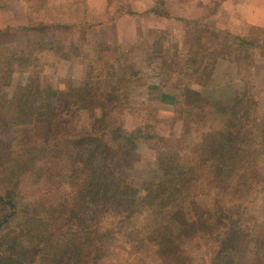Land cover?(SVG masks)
Instances as JSON below:
<instances>
[{"label": "trees", "instance_id": "obj_1", "mask_svg": "<svg viewBox=\"0 0 264 264\" xmlns=\"http://www.w3.org/2000/svg\"><path fill=\"white\" fill-rule=\"evenodd\" d=\"M24 1L25 6L34 11L33 19L38 17L36 12L43 4L48 3L47 0ZM92 19H89L91 29L94 27ZM48 26L30 24L31 28H26L38 31ZM75 26L76 23L57 22V28H62L65 33ZM184 26L183 44L175 41L178 40L175 38L177 35L164 31L160 32L162 43L156 41L152 47L163 44L160 52L171 55L184 48V54L174 58L177 62L175 68H193L198 76L214 78L212 84L202 88L197 102L180 98L178 91L158 92L165 108L184 118V135L191 134L194 127L193 139L188 140L193 143L181 148L180 139L160 137L154 144L157 148L158 179L145 183V189L134 188L131 177L120 171L121 161L128 158L127 147L135 137L114 115L115 109L125 101L119 88L93 86L90 76L95 64L90 60L85 63L92 52L91 47L89 54L82 57V62H77L76 56L80 58L87 51L71 52L56 36L47 42L50 43L48 49L58 60H70L75 63V68L79 63L87 66L88 78L74 81L62 90L55 88L53 83L42 88L38 74L28 67L29 62L22 65L15 60L19 58L17 52L9 51L8 47L1 48L7 49L0 61L8 53L11 58L6 74L3 62L0 63V106H6V109L14 106L20 113L17 119L25 122L17 127L19 133L11 132L9 126H1L0 136L26 141L22 133L29 131L27 142L30 146L27 157L22 160L24 162L17 161L12 170L4 171L0 163V176L5 183L0 189V264H101L99 262L108 254L115 253L117 248L124 252L137 248L135 258L151 252L152 258L143 264H190L188 245L207 238L212 240L207 264H252L249 261L251 249L257 254L264 252V222L250 211L254 199L245 193L241 181L231 178L238 172V161L254 162L255 150H261L259 146L252 151L244 147L254 131L247 122L250 115L248 92L233 82L235 75L229 65H224L226 60L219 53L225 31L211 22L205 23L203 19L185 20ZM194 27L197 31L191 33ZM248 32L237 35L245 47L252 46ZM259 40L257 37L255 41ZM170 41H175V44H168ZM99 44L104 46H97L95 51L99 64L107 59V54L115 60H123L125 52L121 45ZM138 45L134 44L132 49ZM127 59L122 62L126 63ZM16 64L18 67L14 66ZM163 65H166L165 61ZM15 69L27 75V84L12 98L2 100L1 91L9 83L1 81L4 76L12 77ZM228 73L233 75L228 77ZM28 91H33L37 97L36 108L25 107V102L31 101V94H26ZM60 93L67 119L60 122L49 120L47 137L35 141L29 121L22 116L28 119L43 109L50 110L60 99ZM219 94L221 98L216 97ZM85 113L93 117V123L79 126ZM13 121L16 128L18 123L16 119ZM63 124L70 125L71 129L65 140L60 142L57 136L62 135ZM20 142L17 145L13 143L14 153ZM258 145L264 147V130ZM45 153L48 162L42 160L47 164L42 169L50 177L55 173L60 175L61 181L34 182L32 189L26 186L28 181L19 183L16 176L29 172V168H36ZM59 156H69V163L65 160L55 163L54 158ZM12 162L15 166V159ZM207 190H214L215 207L205 206L199 200V195ZM228 191L234 192L236 198L246 195L241 202L233 203L240 207L233 214H224L221 210ZM260 197L264 198V186L255 196ZM147 214L159 220L169 217L177 225L167 223L165 230L142 232L134 220Z\"/></svg>", "mask_w": 264, "mask_h": 264}, {"label": "rangeland", "instance_id": "obj_2", "mask_svg": "<svg viewBox=\"0 0 264 264\" xmlns=\"http://www.w3.org/2000/svg\"><path fill=\"white\" fill-rule=\"evenodd\" d=\"M47 1L48 3L45 2L42 8H40V11L38 13L36 12L38 17L33 19L31 17L34 16L32 14L34 11L32 12L28 5L25 6L26 2L24 0H0V57H2L7 49L1 48L8 47L9 51L18 53L19 58H15L17 62L22 65H26L29 62L28 67L34 70V74H38L37 78L42 88H48L49 84L53 83L55 88L62 90L64 87L70 86V84L72 85L74 81H82V79H86V76L88 78L87 66L86 64L82 65L79 63L78 67L75 68V63H72L70 60H58L50 52V49H48L50 43L47 42L52 41L56 36L59 42L66 44V49H71V52H77L79 50L87 51L80 58L76 56L77 62H82V57L89 54L88 51H90L91 47L92 52L90 51L88 60L85 63H88L90 60V62L93 61L95 64V70L90 76L93 86L97 84L103 88L110 86L119 88V93L125 101L115 109L114 115L117 121L119 120L121 125H123V128L135 137L134 141L130 142L127 147L128 158L125 161L124 159L121 161L122 166L120 171L131 177V183L134 188L145 189V183L158 179L155 163L157 159V148L154 144L160 137L180 139V144H183L179 146L181 148L193 143L188 140L193 139L191 135L194 133V127L192 128L191 134L184 135V118L178 116L176 112L165 108V102L160 99V94L166 90L171 92L178 91L180 98L197 102L200 93L203 92L202 88L212 84L211 80L214 77L209 75H204L203 77L198 76V74L196 75L197 70L193 68L184 70L175 68L177 62H175L174 58L184 54L185 50L183 45L181 46L183 48V50H180L181 52L179 51L177 53L175 51L172 55L167 54L165 51L160 52L159 48L163 44L161 46L158 44V47H152L153 45L151 44H154L156 41H161V34L156 30L151 31L155 29L153 26L141 30V34H138V36L127 34L132 33L133 30L137 31L142 29L141 27L136 29L135 23L132 21L122 22L116 31L111 27H106L105 29L102 26L94 30L91 29L89 25L90 18L88 19L89 10L93 15L92 20H102L108 14L107 10L109 13L114 12L115 15H118V12H123L127 6L126 0H113L110 1V5L107 3V0ZM221 1L223 0H203V2H206V9L204 10L205 19L203 21L205 23L211 22L215 27L218 26L225 31L221 37L219 53L226 60L224 65H229L228 67L235 75L233 82L242 85L248 92L247 104L250 106V115L247 122L254 131L252 133L253 137L247 141L244 147L249 151L254 150L258 146V148H261V150H255L256 156L253 158L254 162L246 164V162L238 161V172L233 173L231 178L233 181L242 182L245 187V193L249 194L250 199H254L255 204H251L250 211L256 215L259 221L264 222V198H255L260 187L262 188L264 186V147L263 145H258L261 143L264 130V13L261 10L264 7V0H253L254 3L252 2L251 4L248 3L249 0H225L222 8L220 5ZM111 5L116 10H109ZM251 7L256 9V26L248 28L244 20H246L247 10ZM144 20L147 24H153L155 27L166 25L163 22V25L157 24V20L151 17H146ZM62 21L65 23H76V26L70 32L65 33L62 31V28H57V22ZM30 24H49L50 26L44 30L37 31L27 29L26 27H30ZM181 25L175 28L180 31L175 37L178 39L175 41L179 44L184 43L182 38L185 23ZM196 28L194 27L191 33L196 32ZM118 29L122 32L125 31V36L119 35ZM246 30H249L248 40L252 42V46H242L240 39H237V35L244 34ZM257 37L260 39L258 42L255 41ZM175 41L173 43L171 41L167 43L173 45ZM105 42H109L115 47L121 45L122 51L125 52L123 60L126 57L129 58L127 62L123 63V60H115L107 54V59L99 64L95 51L97 46L104 48L103 45H97L98 43ZM136 43L139 44L138 47L132 49ZM10 55L8 53L3 61H0V63L3 62L5 74L7 73L8 61L11 58ZM54 60L60 62H53ZM164 61L166 62L165 66L163 65ZM14 66L18 67V64ZM233 73H228V77H231ZM26 76V74L17 69H15L12 77L4 76L1 82L7 81L9 85H5V90L3 92L1 91V99H10L22 87H25L27 84ZM101 87L100 90H102ZM154 91L158 94V97L157 94H151ZM26 94H31V101L25 102V107L36 108L35 106L37 104L35 101L37 97L35 93L28 91ZM216 97L221 98L222 96L219 94ZM59 98V100L54 102L50 110L43 109L39 113H35L31 118L28 117V119L22 116L29 121L30 127L32 128L30 133L35 141L39 142L43 136L45 138L47 137L46 130L49 120L60 122L67 119L66 108L61 93ZM114 103L116 101H113ZM18 114L20 113H18L14 106H10L8 109H6V106H0V127L9 126L11 132L19 133L17 127L21 126L25 121L17 119ZM82 118L83 120L80 121L79 126H86L93 123V117L89 116L88 113H85ZM15 119L18 123H16V128L12 124ZM63 126L62 135L57 136L60 142L65 140L66 135L71 129L70 125L63 124ZM65 131L67 133L63 134ZM22 134L23 139H26V141H13L11 138L8 139V137L0 136V163L4 171L12 170L17 166V161L24 162L22 160L28 155L30 142H27V139L30 137V134L29 131L28 133ZM19 142L20 144L14 153L13 148ZM52 142L56 141L52 140ZM12 156L14 157L12 158ZM68 157L63 158L59 156L58 159L54 158V161L57 163L65 160L66 163H69L70 157ZM13 159L16 162L15 166L12 162ZM40 159V161L38 160L39 164L36 168H29V172L21 173L15 179H20L19 183L24 184L28 181L26 186L28 185L30 189H32L34 182H60V175L55 173L50 177L47 171L42 169V167L47 165L42 160L48 162L47 153ZM3 182L4 180L0 176V189L5 184ZM246 190H250L251 192H246ZM213 191L207 190L205 191L206 193L199 195V200L205 206L212 205L215 207ZM245 196L236 198L234 192L231 193L228 191L226 193V201L223 200L221 203V210L225 212L224 214H233V212L240 208L233 203L241 202ZM157 218L154 215L147 214L138 218L140 219L139 221L138 219L134 221L138 223L142 232H147L151 229L165 230L167 223L176 224L169 217H166L165 220H159ZM211 241L209 238L198 239L188 245V260L190 264L208 263ZM136 249L124 252L117 248L115 253L108 254L99 263L143 264L145 260L152 258L151 252H144L143 256L140 255V257L146 259L141 260L142 258H135ZM255 255L256 257H254ZM133 258L136 260H133ZM249 261L252 264H264V252L257 254L256 251L251 249Z\"/></svg>", "mask_w": 264, "mask_h": 264}, {"label": "crops", "instance_id": "obj_3", "mask_svg": "<svg viewBox=\"0 0 264 264\" xmlns=\"http://www.w3.org/2000/svg\"><path fill=\"white\" fill-rule=\"evenodd\" d=\"M113 0H107V3L110 5ZM127 6L123 12H118V15L114 14V12L109 13L107 10V15L105 19H96L97 21H93L92 30L101 26L106 29V27H111L115 31L118 26L124 21H132L135 23L136 29L142 28L140 30L134 31L132 33H127L131 35L138 36L141 34V30H145L153 26L155 29L151 31L160 32H169L172 33L173 36L179 34L180 31L175 29L176 27L183 25L185 20H202L205 18L206 2L203 0H126ZM254 3L253 0H249L248 3ZM164 3V5H163ZM225 0L220 2L221 8L223 7ZM109 10H116L113 5L110 6ZM264 13V7L261 9ZM119 11V9H117ZM256 9L251 7L247 10V16L245 21V25L250 28L256 26ZM88 15L93 18L91 11H88ZM146 17H151L157 20V24L164 26H157L153 24H147L145 22ZM90 18V19H92ZM251 19V21H250ZM163 22V23H162ZM181 25V26H182ZM244 25V26H245ZM246 27V28H247ZM119 35L125 36V31H121L118 29Z\"/></svg>", "mask_w": 264, "mask_h": 264}]
</instances>
